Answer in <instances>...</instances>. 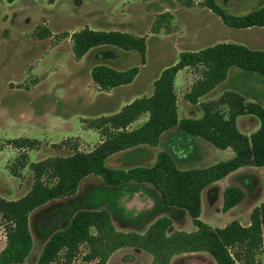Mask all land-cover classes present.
I'll use <instances>...</instances> for the list:
<instances>
[{
	"label": "rangeland",
	"instance_id": "rangeland-1",
	"mask_svg": "<svg viewBox=\"0 0 264 264\" xmlns=\"http://www.w3.org/2000/svg\"><path fill=\"white\" fill-rule=\"evenodd\" d=\"M186 8L176 0H0V198L14 201L31 189L34 177L30 165L55 157H67L77 149L89 152L101 137L89 129L98 118L116 114L135 99L148 97L162 71L174 65L182 52H196L220 43L242 45L264 51V27L231 29L212 12L203 8V0ZM226 13L243 16L264 7V0H215ZM160 29L154 30L161 15ZM84 28L94 31H120L146 40L145 62L135 51L111 46L91 49L80 63L72 53L70 36ZM46 30L48 35L39 37ZM104 65L117 71L138 67L139 73L127 86L102 92L91 81L90 71ZM197 74L191 69L179 72L175 79L179 119L201 117V103L216 101L223 93L235 91L248 102L264 107V80L254 74L231 68L227 79L211 93L192 105L185 99ZM263 81V82H262ZM250 116L240 119V131L254 133L259 122ZM145 121L141 118L139 124ZM252 122V123H250ZM138 126V123L137 125ZM242 132V133H243ZM36 140L35 149L25 152L9 145L15 139ZM160 152L171 155L180 170L201 169L226 161V152L212 147L177 129L165 133L156 147L140 146L107 159L110 168L128 170L152 166ZM26 166L21 167L20 163ZM16 174V176L14 175ZM259 187L256 198L247 194L244 177L210 185L202 193L199 220L212 228L231 222L248 227L252 211L263 203V175L255 171ZM227 186L243 191L238 207L222 211ZM228 188V187H227ZM97 176L86 177L77 193L50 202L29 216L33 249L23 264H36L49 236L67 226L78 210L107 209L120 232L143 233L157 218L172 220L173 231L195 230L189 216L181 210L165 207L150 185L129 184L119 193ZM124 192V193H123ZM109 197L98 206L97 198ZM254 196V197H255ZM6 245L0 219V252ZM86 252L82 247L76 262ZM107 264H152V257L140 250L126 248L115 252ZM170 264H215L206 253L174 257ZM254 264H264V248Z\"/></svg>",
	"mask_w": 264,
	"mask_h": 264
},
{
	"label": "trees",
	"instance_id": "trees-1",
	"mask_svg": "<svg viewBox=\"0 0 264 264\" xmlns=\"http://www.w3.org/2000/svg\"><path fill=\"white\" fill-rule=\"evenodd\" d=\"M12 3L15 0H6ZM192 8L193 0H176ZM54 0H48L52 4ZM201 6L215 14L231 29L264 27V7L243 16H233L222 10L215 0H203ZM155 22L158 32L161 19ZM48 35L46 30L39 37ZM75 60L82 59L91 49L111 46L123 51H135L141 63L145 62L146 40L120 31H94L84 28L70 36ZM197 74L185 99L192 105L223 83L231 68L251 73L264 80V51L245 46L220 43L196 52H182L178 61L164 69L153 83L150 96L133 100L113 115L91 122L89 129L101 137L89 152L77 149L67 157H55L30 165L34 182L30 191L20 199L8 201L0 198V219L6 245L0 252V264H23L33 249L29 216L38 208L77 193L80 183L88 176H97L111 188L123 191L129 184L150 185L165 207L186 213L195 228L192 232L173 231L167 216L155 219L143 233L120 232L107 209L78 210L67 226L53 232L45 241L36 264H107L117 251L132 248L152 257V264H170L180 255L206 253L215 264H254L264 248V202L252 211L248 227L231 222L223 228H212L199 220L202 193L210 185L244 168L264 171V107L248 102L235 91H227L216 101L200 104L202 115L197 119H179L175 79L184 69ZM138 67L117 71L104 65L91 69L90 76L99 91L108 92L133 82ZM241 116H250L259 122V128L249 136L236 125ZM141 118L145 121L133 124ZM172 129L194 136L218 150L230 149L233 157L201 169L180 170L171 155L160 152L150 167L128 170L106 165L111 156L140 146L156 147L161 137ZM13 148L25 152L35 149L36 140L15 139ZM25 167V162L20 163ZM16 176V174H14ZM124 193V192H123ZM243 191L230 186L223 193L222 211L236 207L243 199ZM102 195L97 204L107 202ZM82 247L86 252L77 263Z\"/></svg>",
	"mask_w": 264,
	"mask_h": 264
},
{
	"label": "crops",
	"instance_id": "crops-1",
	"mask_svg": "<svg viewBox=\"0 0 264 264\" xmlns=\"http://www.w3.org/2000/svg\"><path fill=\"white\" fill-rule=\"evenodd\" d=\"M138 37H140V36H138ZM85 57V56H84ZM83 57V58H84ZM80 61H82L81 59L80 60H78V63H80ZM91 72V71H90ZM181 72V71H180ZM91 81H92V79H91ZM263 82V81H262ZM127 86V85H126ZM120 87H124V86H120ZM120 87H117V88H120ZM117 88H115V89H117ZM96 89H98L97 87H96ZM115 89H112V90H115ZM111 91V90H110ZM102 92H104V91H102ZM109 92V91H108ZM106 93V92H105ZM129 103H131V102H129ZM129 103H127V104H129ZM126 104V105H127ZM125 106V105H124ZM123 106V107H124ZM178 108V107H177ZM121 110V109H120ZM119 110V111H120ZM118 111V112H119ZM117 112V113H118ZM241 118H243V116H241V117H239L238 119H237V121H236V125H237V128H238V130L240 131V119ZM250 119H252V118H250ZM140 121V120H139ZM139 121L138 122H136L135 124H133V127H135V125H137V123H138V125H139ZM144 122V121H143ZM250 123H252V122H250ZM92 130V129H91ZM241 133L243 132V131H240ZM242 134H244V135H246V136H249V135H251L252 133H242ZM99 143H101V140H100V142ZM98 143V144H99ZM228 150H230V149H226V150H222V151H224V152H226V151H228ZM233 157V152H231V154H228L227 155V159L226 160H229V159H231ZM255 171H257V172H259L260 173V175H263V177H262V180H260L261 181V184H262V188H260V190H261V192H262V195H263V199H262V201L264 202V171L262 170V169H260V168H253V167H244V168H241V169H239V170H237V171H235V172H233V173H231L230 175H228L227 177H225L224 179H222V180H220V181H218V182H216V183H214V185H217L218 183H221L222 181H225V180H227V181H234V180H236V179H238L239 177H244V181L246 182V191H247V194H250V196L252 195L253 197L252 198H256V194L259 192V187H257V182H256V180L254 179L255 177H256V174H255ZM227 187H229V186H227ZM226 187V188H227ZM255 196V197H254ZM238 206H236V207H234L233 209H236ZM233 209H231V210H233ZM225 227V226H224ZM223 228V227H222Z\"/></svg>",
	"mask_w": 264,
	"mask_h": 264
}]
</instances>
